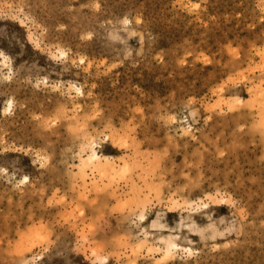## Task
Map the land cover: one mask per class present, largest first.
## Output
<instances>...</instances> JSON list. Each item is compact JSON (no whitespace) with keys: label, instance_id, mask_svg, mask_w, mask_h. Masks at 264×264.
Segmentation results:
<instances>
[{"label":"rangeland","instance_id":"obj_1","mask_svg":"<svg viewBox=\"0 0 264 264\" xmlns=\"http://www.w3.org/2000/svg\"><path fill=\"white\" fill-rule=\"evenodd\" d=\"M0 264H264V0H0Z\"/></svg>","mask_w":264,"mask_h":264},{"label":"bare ground","instance_id":"obj_2","mask_svg":"<svg viewBox=\"0 0 264 264\" xmlns=\"http://www.w3.org/2000/svg\"><path fill=\"white\" fill-rule=\"evenodd\" d=\"M2 62L3 63H6V59L5 58H3V60H2ZM73 86V85H72ZM75 90L77 89V92H82L81 91V88L80 87H77L76 86V88H74ZM13 102L12 101H8V105H6V107L9 109V107L11 106V104H12ZM5 107V106H4ZM5 107V108H6ZM8 109H6V110H8ZM105 159V158H104ZM87 160L89 161V162H91V164L93 163V165H95V164H99L100 162H101V160H100V156H99V154L96 152V151H93L92 153H90L89 154V156L87 157Z\"/></svg>","mask_w":264,"mask_h":264}]
</instances>
